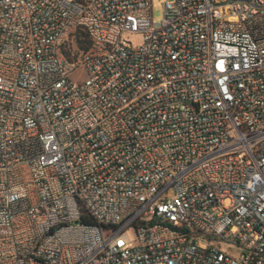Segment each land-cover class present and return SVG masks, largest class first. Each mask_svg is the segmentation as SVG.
Segmentation results:
<instances>
[{"label":"built area","instance_id":"built-area-1","mask_svg":"<svg viewBox=\"0 0 264 264\" xmlns=\"http://www.w3.org/2000/svg\"><path fill=\"white\" fill-rule=\"evenodd\" d=\"M0 264H264V0H0Z\"/></svg>","mask_w":264,"mask_h":264},{"label":"rangeland","instance_id":"rangeland-1","mask_svg":"<svg viewBox=\"0 0 264 264\" xmlns=\"http://www.w3.org/2000/svg\"><path fill=\"white\" fill-rule=\"evenodd\" d=\"M166 0H151V12L154 22H159L162 18L163 6ZM125 39L132 43V45H137L140 43V37L138 35H125ZM227 204V202H225Z\"/></svg>","mask_w":264,"mask_h":264},{"label":"trees","instance_id":"trees-1","mask_svg":"<svg viewBox=\"0 0 264 264\" xmlns=\"http://www.w3.org/2000/svg\"><path fill=\"white\" fill-rule=\"evenodd\" d=\"M80 47H81V48H84V47H82V45H80Z\"/></svg>","mask_w":264,"mask_h":264}]
</instances>
